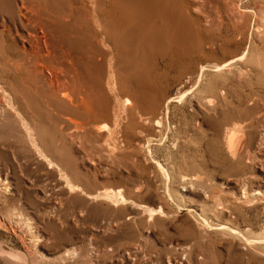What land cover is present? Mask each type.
Returning <instances> with one entry per match:
<instances>
[{
  "label": "rangeland",
  "instance_id": "rangeland-1",
  "mask_svg": "<svg viewBox=\"0 0 264 264\" xmlns=\"http://www.w3.org/2000/svg\"><path fill=\"white\" fill-rule=\"evenodd\" d=\"M0 88V264H264V0H0Z\"/></svg>",
  "mask_w": 264,
  "mask_h": 264
},
{
  "label": "bare ground",
  "instance_id": "bare-ground-1",
  "mask_svg": "<svg viewBox=\"0 0 264 264\" xmlns=\"http://www.w3.org/2000/svg\"><path fill=\"white\" fill-rule=\"evenodd\" d=\"M35 1V0H34ZM92 1V0H91ZM173 1V0H172ZM96 2V1H95ZM94 2V3H95ZM98 2V1H97ZM108 2V1H107ZM111 2V1H110ZM142 2V1H141ZM147 2V1H146ZM184 2V1H183ZM86 3V2H85ZM120 3V2H119ZM149 3V2H148ZM151 3V2H150ZM157 3H159V2H157ZM162 3H163V1H162ZM176 3V2H175ZM107 4V3H106ZM141 4V3H140ZM178 4V3H177ZM32 4H29L28 3V5L27 4H22L21 5V7H22V9H23V11H28V9H31L32 8V6H31ZM135 5V4H134ZM157 5V4H156ZM160 5V4H159ZM189 5V4H188ZM187 5V6H188ZM94 6V5H93ZM96 6V5H95ZM94 6V7H95ZM138 6V5H137ZM178 7H179V4L177 5ZM186 6V5H185ZM92 7V6H91ZM111 7V6H110ZM118 7V6H117ZM162 7V6H161ZM181 7V6H180ZM104 9V8H103ZM102 9V10H103ZM173 9V8H172ZM168 10V9H167ZM187 10H189V9H187ZM173 11V10H172ZM93 12H94V10H93ZM97 13V12H96ZM99 14V13H98ZM97 14V15H98ZM166 14H168V13H166ZM191 14V13H190ZM93 15H96V14H93ZM192 15V14H191ZM175 16V15H174ZM97 17V16H96ZM191 17H193V16H191ZM237 17V16H236ZM194 18V17H193ZM147 19V18H146ZM4 20V19H3ZM97 20V19H96ZM196 20V18L194 19V21ZM199 20V19H198ZM171 21V20H170ZM193 21V22H194ZM186 22V21H185ZM233 22V21H232ZM196 23V22H195ZM240 24V23H239ZM238 24V25H239ZM21 25V24H20ZM99 25V24H98ZM131 25V24H130ZM129 25V26H130ZM197 25H198V23H197ZM236 25V24H235ZM168 26V25H167ZM241 26H243V25H241ZM7 27V26H6ZM196 28V27H195ZM198 28H200V27H198ZM238 28V27H237ZM236 28V29H237ZM42 29V28H41ZM105 29V28H104ZM102 29L100 28V31H101ZM190 30H191V28H190ZM194 30V29H193ZM192 30V31H193ZM110 31V30H109ZM108 31V32H109ZM238 31V30H237ZM234 32H236L235 30H234ZM240 33H241V31H239ZM239 32H238V35H239ZM29 33V32H28ZM193 33V32H192ZM237 33V32H236ZM234 34V33H233ZM242 34V33H241ZM165 35V34H164ZM186 35H187V33H186ZM243 35V34H242ZM95 39V38H94ZM101 40H102V38H101ZM204 40V39H203ZM210 40V39H209ZM98 41V40H97ZM7 42H9V41H7ZM104 42H105V40H104ZM202 43H203V41H201ZM206 42V41H205ZM203 43V44H205L206 45V43ZM211 42V41H210ZM201 43V44H202ZM105 44V43H104ZM108 44V43H107ZM168 44H170V43H168ZM181 44V43H180ZM106 46V45H105ZM201 46V45H200ZM156 47V46H155ZM181 47V46H180ZM110 48V47H109ZM184 48V47H183ZM182 48V49H183ZM106 49V48H105ZM171 49H172V46H171ZM129 50V49H128ZM174 51V50H173ZM111 52V51H110ZM177 52V51H176ZM114 53V52H113ZM176 55V54H175ZM10 56V55H9ZM50 56V51L49 50H46V51H44V53H40V54H38V59H37V61L34 63V65L32 66V68H31V70H30V72H31V74L32 75H35V76H39V77H41L42 79H43V81H45V83L47 84V86H48V89H49V91H50V93H51V95L52 96H55V97H61V98H68V96H69V94H68V88H67V86L65 85V84H63L62 82H60V79H59V77H58V75L55 73L54 75H55V77L53 76V77H51V76H46V74H45V64L43 63V61H42V59L44 60V59H48V58H50L49 57ZM189 56V55H188ZM183 57H184V55H183ZM187 57V56H186ZM112 58V57H111ZM161 58V57H160ZM164 58V57H163ZM168 58H170V57H168ZM100 59V58H99ZM113 59V58H112ZM233 60H235V59H233ZM112 61V60H111ZM166 62V61H165ZM165 62H164V64H165ZM112 63V62H111ZM163 63V62H162ZM161 63V64H162ZM167 63V62H166ZM158 64V63H157ZM168 65H169V62L167 63ZM112 65V64H111ZM217 65V64H216ZM219 65V64H218ZM59 66V65H58ZM53 67L54 68H57V67H55V65H53ZM111 67V66H110ZM112 67H113V65H112ZM167 67V66H166ZM208 67V66H207ZM213 67H214V65H213ZM60 68V67H59ZM142 68V67H141ZM215 68H216V66H215ZM220 68V67H219ZM58 69V68H57ZM59 70H61V68L59 69ZM113 70V69H112ZM151 71V70H150ZM154 71H155V69H154ZM162 71V70H161ZM77 72V71H76ZM109 72V71H108ZM152 72V71H151ZM149 73L148 75H152V73ZM158 72V71H157ZM145 74V73H144ZM160 74V73H159ZM52 75V74H51ZM109 75V74H108ZM112 75V74H111ZM153 75H155V74H153ZM161 75V74H160ZM159 75V76H160ZM113 76V75H112ZM138 76V75H137ZM155 76H157V75H155ZM149 77V76H148ZM111 78H113V77H111ZM153 78H155V77H153ZM157 78V77H156ZM160 78V77H159ZM150 80H151V76H150ZM108 81V80H107ZM111 82V81H110ZM151 82V81H150ZM156 82V81H155ZM115 83V82H114ZM107 84H109V83H107ZM27 85V84H26ZM116 85H117V83H116ZM29 87V86H28ZM1 89V88H0ZM81 89V88H80ZM3 90H4V88H3ZM110 90V89H109ZM1 91V90H0ZM86 91V90H85ZM135 91V90H134ZM132 92V91H131ZM1 93H3V92H1ZM5 93H7V92H5ZM130 93V92H129ZM9 94V93H8ZM131 94V93H130ZM2 95V94H1ZM4 95V94H3ZM72 95V94H71ZM70 95V96H71ZM100 95V94H99ZM27 96H28V94H27ZM136 96V95H135ZM10 97V96H9ZM11 97H12V95H11ZM89 97V96H88ZM131 97V96H130ZM133 97V96H132ZM13 98V97H12ZM11 98V99H12ZM80 98V97H79ZM92 98V97H91ZM70 99V101H71V98H69ZM81 99H82V97H81ZM156 99V98H155ZM4 100H6V99H4ZM55 100V99H54ZM74 100V99H73ZM77 100V99H76ZM172 100V99H171ZM68 101V100H67ZM86 101V100H85ZM129 101V100H128ZM132 101H134V100H132ZM10 102V101H9ZM89 101H87L86 103H88ZM92 102V101H91ZM15 103V102H14ZM13 103V104H14ZM74 103V102H73ZM80 103V102H79ZM86 103H85V105H86ZM9 104V103H8ZM12 104V105H13ZM19 104V103H18ZM15 105V104H14ZM74 105H76V103L74 104ZM84 105V104H83ZM90 105V104H89ZM167 105H168V103H167ZM17 106V105H16ZM49 107V106H48ZM64 107V106H63ZM82 107V106H81ZM87 107H89V106H87ZM67 108V107H66ZM49 109V108H48ZM77 109V108H76ZM85 109V108H84ZM87 109V108H86ZM85 109V110H86ZM90 109H93V108H90ZM52 110V109H51ZM88 110V109H87ZM52 112V111H51ZM57 112V111H56ZM91 112V111H90ZM89 113V112H88ZM65 117V116H64ZM55 118V117H54ZM60 118V117H59ZM66 118V117H65ZM53 119V118H52ZM70 120V119H69ZM233 130V129H232ZM235 132H238V131H236L235 130ZM235 132H230V134H229V136H228V141H227V144H228V149L233 153V154H239L240 152H242V151H240V150H242V147L245 145V141H244V138H243V134L244 133H242V134H238V133H235ZM240 132V131H239ZM35 140V139H34ZM33 143H37V142H33ZM243 143H244V145H243ZM243 145V146H242ZM247 145V144H246ZM35 148H36V145H35ZM38 148H40V147H38ZM37 148V149H38ZM244 148V147H243ZM36 149V150H37ZM41 150V149H40ZM37 151H39V150H37ZM42 152V151H41ZM243 153V152H242ZM242 153H241V155H242ZM262 234H263V232H262ZM1 248V247H0ZM4 250H6V249H4ZM4 250L2 249L1 251H3L4 252ZM8 251V250H7ZM7 253V252H6ZM2 254V253H1ZM13 254H15V253H13ZM12 254V255H13ZM4 255V254H3ZM10 255V254H9ZM17 256V255H16ZM15 256V257H16ZM5 257V256H4ZM11 257H13L14 258V256H11ZM23 257H24V255H23ZM26 257V256H25ZM24 257V258H25ZM17 258H19V256L18 257H16L15 259H17ZM7 259H8V257H7ZM22 259V258H21ZM12 260V259H11ZM17 261V260H16ZM14 262V261H13ZM20 262H21V260H20ZM23 264H27L28 262L26 261V258L23 260V262H22Z\"/></svg>",
  "mask_w": 264,
  "mask_h": 264
}]
</instances>
